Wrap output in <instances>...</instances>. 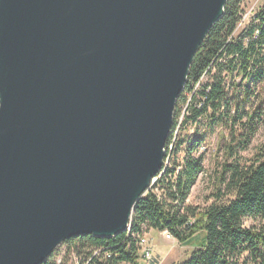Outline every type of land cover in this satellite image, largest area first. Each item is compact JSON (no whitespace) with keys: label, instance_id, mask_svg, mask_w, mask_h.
Returning a JSON list of instances; mask_svg holds the SVG:
<instances>
[{"label":"water","instance_id":"1","mask_svg":"<svg viewBox=\"0 0 264 264\" xmlns=\"http://www.w3.org/2000/svg\"><path fill=\"white\" fill-rule=\"evenodd\" d=\"M228 0H0V264L126 233Z\"/></svg>","mask_w":264,"mask_h":264},{"label":"trees","instance_id":"2","mask_svg":"<svg viewBox=\"0 0 264 264\" xmlns=\"http://www.w3.org/2000/svg\"><path fill=\"white\" fill-rule=\"evenodd\" d=\"M245 1L228 0L223 16L200 45L176 101L165 146L173 142L184 107L182 125L196 126L205 120L209 127L220 125L228 131L225 161L217 173L211 204L204 210L186 204L203 174L201 157L193 156L203 139L176 137L171 166L136 202L129 231L109 239L90 235L69 239L62 243L67 246L66 256L71 253L82 259L78 264L86 260L89 264H144L138 241L148 232L167 233L180 244L204 232L203 246L181 264H264V226L258 223L264 220V104L256 103L255 94L264 83V4L234 38ZM255 32L258 36L253 40ZM260 127L263 141L252 158L242 162L239 153L247 151ZM54 252L42 264H56Z\"/></svg>","mask_w":264,"mask_h":264},{"label":"rangeland","instance_id":"3","mask_svg":"<svg viewBox=\"0 0 264 264\" xmlns=\"http://www.w3.org/2000/svg\"><path fill=\"white\" fill-rule=\"evenodd\" d=\"M263 4L264 0H246L241 5L243 27L255 17ZM241 30L242 28L239 29V32ZM206 81L207 78L205 77L201 84L203 85ZM234 93V90L230 91L231 95H234ZM255 94L257 95L256 103L258 105L260 103L264 104V83L256 88ZM180 136L183 140L203 139L198 150L193 153L194 157H201L202 159L203 174L198 177L195 186L190 191L186 204L199 210H204L211 204L213 200L212 195L217 188V173L219 172L220 165L225 161V147L229 141L228 131L220 125L209 127L205 120H201L196 126L194 124L184 126L183 124L178 135L179 139ZM262 141L263 128L260 127L252 138L247 151L239 153L241 161H249ZM258 223L264 226V220H259ZM128 228L130 229V223ZM146 237L149 239L153 260H155L149 264H181L189 260L195 250L203 246L205 233L199 232L183 244H180L173 238L167 239L166 233L156 231H153L149 237ZM67 254V246L60 244L56 247L52 260L56 264H60L64 259L67 261L66 264H77L78 260H82L75 258L71 253L66 256ZM144 264L146 263L144 262Z\"/></svg>","mask_w":264,"mask_h":264},{"label":"built area","instance_id":"4","mask_svg":"<svg viewBox=\"0 0 264 264\" xmlns=\"http://www.w3.org/2000/svg\"><path fill=\"white\" fill-rule=\"evenodd\" d=\"M243 17H241V20L240 22L237 24L236 26V29L232 35V37L235 38V36L239 33V29H244L245 26L243 27ZM242 26V27H241ZM242 31V30H241ZM258 36V32H255L254 36H253V40H255ZM198 88V86L196 87V89ZM183 113L181 114V117L180 119L178 120L177 124H176V127L173 131V142L171 144L168 145V147H165L164 149V153H165V157H164V160H163V165H162V169L160 171V173L154 178L152 179V182H151V186L149 188V190L152 188V186L156 183V181L162 176V174L166 171V169L168 167L171 166V162H172V155H173V152L175 150V139L176 137H178V134L180 132V129H181V126H182V119H183V116L185 115V110H186V107H184L183 109ZM171 134V131L170 133ZM185 145L181 148H185L186 145H187V142L184 143ZM182 150V149H181ZM179 155V154H178ZM181 158L183 157V155H179ZM148 190V191H149ZM129 231V228L127 230V232ZM147 235H144L142 237L139 238V241H138V247H139V252H140V256H141V259H142V262L146 263V264H149V263H152L154 260L153 258V254H152V247L150 246V242H149V239L146 237ZM166 238L167 239H170L172 238L169 234L166 233ZM97 252L94 253V255H96ZM109 257V256H107ZM90 260H86L84 262V264H89ZM78 264V263H77Z\"/></svg>","mask_w":264,"mask_h":264},{"label":"crops","instance_id":"5","mask_svg":"<svg viewBox=\"0 0 264 264\" xmlns=\"http://www.w3.org/2000/svg\"><path fill=\"white\" fill-rule=\"evenodd\" d=\"M153 231H150L148 234H147V236L149 237L150 235H151V233H152ZM155 261V260H154ZM155 264V263H154Z\"/></svg>","mask_w":264,"mask_h":264}]
</instances>
